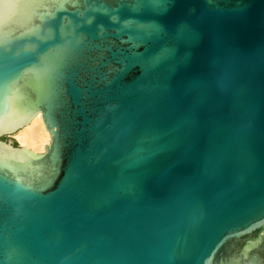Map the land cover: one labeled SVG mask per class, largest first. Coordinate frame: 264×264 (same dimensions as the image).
Listing matches in <instances>:
<instances>
[{
  "label": "water",
  "instance_id": "95a60500",
  "mask_svg": "<svg viewBox=\"0 0 264 264\" xmlns=\"http://www.w3.org/2000/svg\"><path fill=\"white\" fill-rule=\"evenodd\" d=\"M0 264H264V0H0Z\"/></svg>",
  "mask_w": 264,
  "mask_h": 264
},
{
  "label": "bare ground",
  "instance_id": "6f19581e",
  "mask_svg": "<svg viewBox=\"0 0 264 264\" xmlns=\"http://www.w3.org/2000/svg\"><path fill=\"white\" fill-rule=\"evenodd\" d=\"M15 136L22 146L29 147L35 153L45 150L50 142V133L46 130L41 114L36 115L26 126L22 127Z\"/></svg>",
  "mask_w": 264,
  "mask_h": 264
},
{
  "label": "rangeland",
  "instance_id": "374dc122",
  "mask_svg": "<svg viewBox=\"0 0 264 264\" xmlns=\"http://www.w3.org/2000/svg\"><path fill=\"white\" fill-rule=\"evenodd\" d=\"M12 137L16 139L18 145H22V144L19 142V140L17 139V137H16L15 135H13Z\"/></svg>",
  "mask_w": 264,
  "mask_h": 264
}]
</instances>
